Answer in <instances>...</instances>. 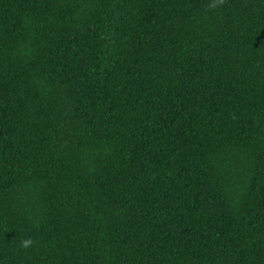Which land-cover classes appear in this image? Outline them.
I'll list each match as a JSON object with an SVG mask.
<instances>
[{
    "label": "trees",
    "instance_id": "trees-1",
    "mask_svg": "<svg viewBox=\"0 0 264 264\" xmlns=\"http://www.w3.org/2000/svg\"><path fill=\"white\" fill-rule=\"evenodd\" d=\"M0 264H264V0H0Z\"/></svg>",
    "mask_w": 264,
    "mask_h": 264
},
{
    "label": "clouds",
    "instance_id": "clouds-1",
    "mask_svg": "<svg viewBox=\"0 0 264 264\" xmlns=\"http://www.w3.org/2000/svg\"><path fill=\"white\" fill-rule=\"evenodd\" d=\"M30 243H31V241L30 240H27V239L24 240V241H22L23 246H27Z\"/></svg>",
    "mask_w": 264,
    "mask_h": 264
}]
</instances>
